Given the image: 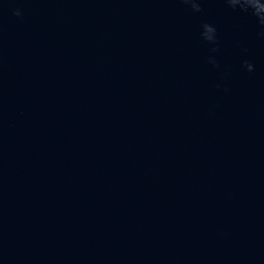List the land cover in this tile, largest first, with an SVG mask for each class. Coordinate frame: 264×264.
Wrapping results in <instances>:
<instances>
[{
    "label": "water",
    "instance_id": "water-1",
    "mask_svg": "<svg viewBox=\"0 0 264 264\" xmlns=\"http://www.w3.org/2000/svg\"><path fill=\"white\" fill-rule=\"evenodd\" d=\"M197 2L0 0V264H264V29Z\"/></svg>",
    "mask_w": 264,
    "mask_h": 264
},
{
    "label": "clouds",
    "instance_id": "clouds-1",
    "mask_svg": "<svg viewBox=\"0 0 264 264\" xmlns=\"http://www.w3.org/2000/svg\"><path fill=\"white\" fill-rule=\"evenodd\" d=\"M187 2H190L192 6L195 8H199L200 6L197 0H187ZM226 2L229 6L233 8L239 7L241 10L245 12H250V14L256 18L257 24L261 26L262 29H264V14H257L255 11H249L250 0H226ZM16 15H20V11L18 9L16 10ZM205 28L207 29V32L205 33L206 36H207V33L214 32V29L212 28L211 25L206 24ZM248 69L249 71L252 70L251 63L248 64Z\"/></svg>",
    "mask_w": 264,
    "mask_h": 264
}]
</instances>
